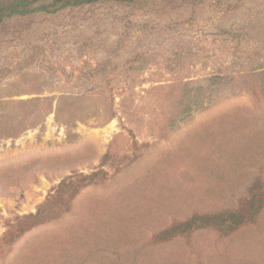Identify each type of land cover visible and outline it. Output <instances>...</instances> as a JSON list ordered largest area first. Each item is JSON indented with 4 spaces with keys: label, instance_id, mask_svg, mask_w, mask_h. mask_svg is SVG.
I'll return each mask as SVG.
<instances>
[{
    "label": "rangeland",
    "instance_id": "1",
    "mask_svg": "<svg viewBox=\"0 0 264 264\" xmlns=\"http://www.w3.org/2000/svg\"><path fill=\"white\" fill-rule=\"evenodd\" d=\"M30 1L0 23V264H264V206L160 238L264 181V0Z\"/></svg>",
    "mask_w": 264,
    "mask_h": 264
},
{
    "label": "trees",
    "instance_id": "2",
    "mask_svg": "<svg viewBox=\"0 0 264 264\" xmlns=\"http://www.w3.org/2000/svg\"><path fill=\"white\" fill-rule=\"evenodd\" d=\"M96 0H72L62 4L61 7H67L71 5H78L82 3H90ZM30 0H13L0 8V23L6 17L20 14L32 13L35 10H47L44 6H35L30 8ZM62 186H67V182H62ZM252 199L249 203V210L246 215L229 212L227 216H223V213L212 214H200L194 215L191 218L172 224L169 229L160 233L161 239H168L173 235L184 234L188 235L194 230L201 227L213 226L219 228L223 232H229L240 224L252 221L264 206V181H256L252 185ZM38 213L31 214L30 219H34L33 223H40L44 219V207L43 204L38 206Z\"/></svg>",
    "mask_w": 264,
    "mask_h": 264
}]
</instances>
